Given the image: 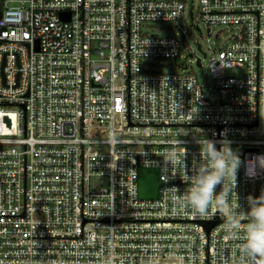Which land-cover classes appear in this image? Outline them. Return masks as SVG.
Returning a JSON list of instances; mask_svg holds the SVG:
<instances>
[{
	"label": "built area",
	"instance_id": "2783aa9c",
	"mask_svg": "<svg viewBox=\"0 0 264 264\" xmlns=\"http://www.w3.org/2000/svg\"><path fill=\"white\" fill-rule=\"evenodd\" d=\"M0 10V264H239L227 209L248 211L264 170L242 164L210 218L174 195L200 139L230 141L245 162L264 155V0H0ZM187 11L201 32L231 31L197 56L213 86L187 58L181 70L147 63L183 56L187 40L144 24ZM139 164L160 168L159 197H139Z\"/></svg>",
	"mask_w": 264,
	"mask_h": 264
},
{
	"label": "clouds",
	"instance_id": "9594fccd",
	"mask_svg": "<svg viewBox=\"0 0 264 264\" xmlns=\"http://www.w3.org/2000/svg\"><path fill=\"white\" fill-rule=\"evenodd\" d=\"M197 142L200 160L193 163L191 175L184 178L188 183L187 190L174 195V199L180 206L191 208L201 218H210L213 204H216L218 211L224 212L229 193L235 191L241 165H245L246 175L254 176L257 170H264V155L245 162L226 139L219 141V149L214 140L203 138ZM168 160L173 164L182 162L175 151L168 154ZM226 184H229L227 190ZM217 185H222L219 193L215 191ZM247 203L249 208L246 212L228 206L225 231L229 239L240 242L239 264H264V190L257 197L249 195Z\"/></svg>",
	"mask_w": 264,
	"mask_h": 264
},
{
	"label": "rangeland",
	"instance_id": "374dc122",
	"mask_svg": "<svg viewBox=\"0 0 264 264\" xmlns=\"http://www.w3.org/2000/svg\"><path fill=\"white\" fill-rule=\"evenodd\" d=\"M188 5L191 3L195 5L197 9L199 6V0H187ZM189 10V8H188ZM202 26V32L196 26V20L192 21L191 13L187 11L184 18L181 19H172V20H156L148 21L144 24L145 30L162 35H174L182 40L183 32L186 34V43L187 47L183 50V56L177 57H168V58H156L150 59L147 61L149 68L158 69V70H181L182 67L180 63H184L187 58L188 63H193L195 70L198 72L199 76L208 81L209 85L212 84V73L209 67L206 64L198 65L196 63L197 56H205L204 50H208L212 45L219 47L230 37L231 31L228 30L225 25H216L212 26L211 32L210 29L205 25ZM203 44V48L199 46V43ZM192 51V52H191ZM210 54V53H209ZM205 58V62H207ZM243 71L238 68H227L226 73L230 74H240ZM212 94L216 93L214 87H212ZM101 185V178L97 175H92L89 181V188L95 189Z\"/></svg>",
	"mask_w": 264,
	"mask_h": 264
},
{
	"label": "water",
	"instance_id": "95a60500",
	"mask_svg": "<svg viewBox=\"0 0 264 264\" xmlns=\"http://www.w3.org/2000/svg\"><path fill=\"white\" fill-rule=\"evenodd\" d=\"M2 12L0 10V16ZM164 180L160 176V168L158 166L138 165V195L141 198H157ZM216 220H203L202 223L208 229Z\"/></svg>",
	"mask_w": 264,
	"mask_h": 264
}]
</instances>
